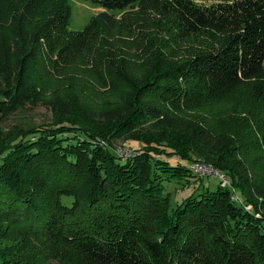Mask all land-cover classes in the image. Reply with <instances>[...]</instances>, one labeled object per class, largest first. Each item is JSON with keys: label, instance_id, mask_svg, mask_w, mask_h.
Instances as JSON below:
<instances>
[{"label": "trees", "instance_id": "1", "mask_svg": "<svg viewBox=\"0 0 264 264\" xmlns=\"http://www.w3.org/2000/svg\"><path fill=\"white\" fill-rule=\"evenodd\" d=\"M40 1L57 6L44 24L55 32L52 38L71 39L57 55L81 49L97 26L112 27L118 20L110 10L146 3L171 15L179 34L199 35L205 44L155 74L152 94L183 109L247 95L253 113L245 128L264 149V0H88L103 10L77 33L68 29V0ZM2 96L6 113L13 93L6 90ZM147 116L134 111L131 125L107 131L68 117L9 140L0 148V238L16 231L20 238L11 243L25 238L43 256L71 264H264V213L233 168L221 160L169 155L144 137L136 138L145 144L125 162L97 143V138L109 142L121 132L128 134ZM200 162L221 171L252 208L238 206L231 189L220 182L213 190L201 183L171 210L163 181L195 178L189 164ZM64 195L73 200L69 206ZM11 252H3L10 264L16 262Z\"/></svg>", "mask_w": 264, "mask_h": 264}, {"label": "rangeland", "instance_id": "2", "mask_svg": "<svg viewBox=\"0 0 264 264\" xmlns=\"http://www.w3.org/2000/svg\"><path fill=\"white\" fill-rule=\"evenodd\" d=\"M68 2V29L76 33L103 10L88 0ZM145 4L123 12L110 10L118 21L125 14L126 19L110 28L97 26L81 49L57 55V49L66 47L71 39L61 35L54 40L55 32L49 33L44 26L56 5L49 7L40 0L35 4L32 0H0V99L6 90L13 93L7 99L6 113L0 105V148L16 136L68 117H80L84 122L80 126L107 131L111 126L131 125L132 113L143 111L147 120L138 128L128 134L121 132L109 142L97 138V143L108 146L123 162L142 149L145 143L138 142V137L158 142L153 145L168 154L174 151L208 163L221 160L242 177L245 192L252 196L259 213H264V149L245 128L253 113L247 95L239 93L212 106L183 109L152 94L149 84L155 74L176 66L205 43L199 35L182 36L171 15L159 14ZM168 161L172 164L175 159ZM192 164L189 167L198 174L195 178L163 181L171 210L201 183L213 190L220 182L231 189V199L238 206L252 208L242 203L221 171L207 163H194L204 165L197 169ZM61 199L68 206L73 201L66 195ZM19 238L13 230L0 238V264H10L3 257L7 249L16 259L11 264H71L43 256L39 246L25 238L13 244Z\"/></svg>", "mask_w": 264, "mask_h": 264}, {"label": "built area", "instance_id": "3", "mask_svg": "<svg viewBox=\"0 0 264 264\" xmlns=\"http://www.w3.org/2000/svg\"><path fill=\"white\" fill-rule=\"evenodd\" d=\"M202 166L204 167L203 164H196V165H193V164H192V167H194L195 169L200 168V167H202ZM210 168H211L210 170L207 169L209 172L213 170L212 167H210ZM225 184H227V181H226V180H225V182H224L223 185H225Z\"/></svg>", "mask_w": 264, "mask_h": 264}]
</instances>
